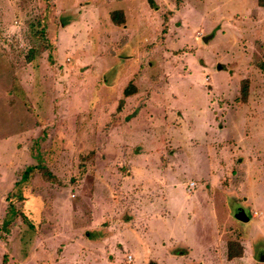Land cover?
Returning a JSON list of instances; mask_svg holds the SVG:
<instances>
[{
	"label": "rangeland",
	"instance_id": "374dc122",
	"mask_svg": "<svg viewBox=\"0 0 264 264\" xmlns=\"http://www.w3.org/2000/svg\"><path fill=\"white\" fill-rule=\"evenodd\" d=\"M0 263L264 264V6L0 0Z\"/></svg>",
	"mask_w": 264,
	"mask_h": 264
},
{
	"label": "trees",
	"instance_id": "16d2710c",
	"mask_svg": "<svg viewBox=\"0 0 264 264\" xmlns=\"http://www.w3.org/2000/svg\"><path fill=\"white\" fill-rule=\"evenodd\" d=\"M258 4L259 6H264V0H258ZM110 18L112 20V22L116 25H120V24H123L125 22L124 20V14H123V11L120 10V9H117V10H113L110 12ZM35 49L33 47L29 48V50L27 51V54H26V59L31 61L33 59V55L35 53ZM248 80L245 78L243 80H241V86H240V93H241V97H243V99L246 98L247 96V91H248ZM136 92V87L135 85L132 83V82H129L125 88L123 89V92H122V98L119 99L118 101V105H117V108L120 109L122 107V105L124 104V101H125V98L131 96L132 94H134ZM36 166H28L25 168V170L22 172V179H27V176H28V173ZM4 225H9V222H8V219H4ZM235 242L233 241H229L228 242V251H227V257L229 259H232L236 256H238L240 254V252L242 251V246L240 244H237L236 243V246H237V249H238V252L235 253V252H232V245H234ZM3 261H5L6 259V256H3ZM3 263V262H2ZM0 263V264H2Z\"/></svg>",
	"mask_w": 264,
	"mask_h": 264
},
{
	"label": "water",
	"instance_id": "95a60500",
	"mask_svg": "<svg viewBox=\"0 0 264 264\" xmlns=\"http://www.w3.org/2000/svg\"><path fill=\"white\" fill-rule=\"evenodd\" d=\"M211 37H212V35H208V36L203 37L202 40H203L204 42H206V41H207L209 38H211ZM235 217H236L238 220L243 221V222H246V221L249 220V216L246 215L245 212H243V211H241V212L235 214Z\"/></svg>",
	"mask_w": 264,
	"mask_h": 264
},
{
	"label": "built area",
	"instance_id": "2783aa9c",
	"mask_svg": "<svg viewBox=\"0 0 264 264\" xmlns=\"http://www.w3.org/2000/svg\"><path fill=\"white\" fill-rule=\"evenodd\" d=\"M127 259L130 260L131 259V255H127Z\"/></svg>",
	"mask_w": 264,
	"mask_h": 264
},
{
	"label": "crops",
	"instance_id": "0c3cea01",
	"mask_svg": "<svg viewBox=\"0 0 264 264\" xmlns=\"http://www.w3.org/2000/svg\"><path fill=\"white\" fill-rule=\"evenodd\" d=\"M131 259H132V256H131ZM131 259H130V260H131Z\"/></svg>",
	"mask_w": 264,
	"mask_h": 264
}]
</instances>
